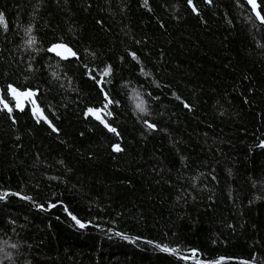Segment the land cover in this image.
Listing matches in <instances>:
<instances>
[{
    "label": "trees",
    "instance_id": "16d2710c",
    "mask_svg": "<svg viewBox=\"0 0 264 264\" xmlns=\"http://www.w3.org/2000/svg\"><path fill=\"white\" fill-rule=\"evenodd\" d=\"M258 5L0 0V264H264Z\"/></svg>",
    "mask_w": 264,
    "mask_h": 264
},
{
    "label": "water",
    "instance_id": "95a60500",
    "mask_svg": "<svg viewBox=\"0 0 264 264\" xmlns=\"http://www.w3.org/2000/svg\"><path fill=\"white\" fill-rule=\"evenodd\" d=\"M250 7L252 13L255 15V17L262 21V16L259 12V5L258 0H244ZM48 51L52 53L53 55L61 58V59H68L77 57V54L75 53V50L67 43L65 42H54L48 47ZM11 88V87H10ZM24 102L23 103H16L17 109H22L25 106V103L29 101V98L31 96V93L29 90H24L23 92Z\"/></svg>",
    "mask_w": 264,
    "mask_h": 264
},
{
    "label": "flooded vegetation",
    "instance_id": "af4514ba",
    "mask_svg": "<svg viewBox=\"0 0 264 264\" xmlns=\"http://www.w3.org/2000/svg\"><path fill=\"white\" fill-rule=\"evenodd\" d=\"M18 99H22V96L20 94L17 95V102L16 103H18ZM22 102H23V100H22Z\"/></svg>",
    "mask_w": 264,
    "mask_h": 264
},
{
    "label": "rangeland",
    "instance_id": "374dc122",
    "mask_svg": "<svg viewBox=\"0 0 264 264\" xmlns=\"http://www.w3.org/2000/svg\"><path fill=\"white\" fill-rule=\"evenodd\" d=\"M18 102L21 103L22 102V99H18Z\"/></svg>",
    "mask_w": 264,
    "mask_h": 264
},
{
    "label": "bare ground",
    "instance_id": "6f19581e",
    "mask_svg": "<svg viewBox=\"0 0 264 264\" xmlns=\"http://www.w3.org/2000/svg\"><path fill=\"white\" fill-rule=\"evenodd\" d=\"M11 93V92H10Z\"/></svg>",
    "mask_w": 264,
    "mask_h": 264
}]
</instances>
